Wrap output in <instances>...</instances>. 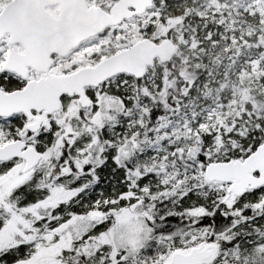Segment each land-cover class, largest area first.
Returning a JSON list of instances; mask_svg holds the SVG:
<instances>
[{"label":"snow or ice","instance_id":"obj_1","mask_svg":"<svg viewBox=\"0 0 264 264\" xmlns=\"http://www.w3.org/2000/svg\"><path fill=\"white\" fill-rule=\"evenodd\" d=\"M0 264H264V0H0Z\"/></svg>","mask_w":264,"mask_h":264}]
</instances>
